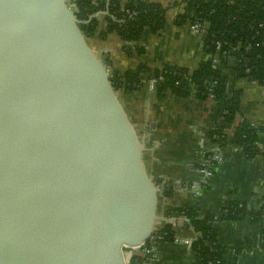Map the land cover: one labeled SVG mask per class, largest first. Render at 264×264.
<instances>
[{
  "label": "water",
  "instance_id": "water-1",
  "mask_svg": "<svg viewBox=\"0 0 264 264\" xmlns=\"http://www.w3.org/2000/svg\"><path fill=\"white\" fill-rule=\"evenodd\" d=\"M78 23L65 0H0V264H126L157 230V184Z\"/></svg>",
  "mask_w": 264,
  "mask_h": 264
},
{
  "label": "crops",
  "instance_id": "crops-1",
  "mask_svg": "<svg viewBox=\"0 0 264 264\" xmlns=\"http://www.w3.org/2000/svg\"><path fill=\"white\" fill-rule=\"evenodd\" d=\"M67 3L73 0H65ZM93 2L103 0H92ZM122 4L128 0H117ZM170 7L180 0H141ZM177 8L167 12L165 28L158 34L145 32L139 46L142 56L128 55L118 34L108 35L98 44L86 38L87 47L95 57L121 76L140 65L152 72L175 66L194 71L213 58L205 49V37L190 25L176 24ZM99 32L106 30L105 16L99 17ZM102 25V26H101ZM108 58L110 65L104 60ZM229 88L241 92L239 114L235 122L226 125L216 102L201 100L193 91L180 98L168 92L159 98L147 80L133 92H116V97L129 120L142 149V162L155 184L168 182L172 195L158 191L156 229L172 227L175 239L159 242L156 258L151 264H196L192 244L198 239L190 221L173 214L176 209L195 208L201 216L210 213L215 218L218 243L229 251L225 264H264V222L250 219L225 221L223 215L230 202L245 204L249 211L262 210L264 200V157L249 159L235 144L237 129L244 124L260 129L264 148V87L226 71ZM224 129L226 142L219 146L210 133ZM219 153L222 162L210 175L202 174L203 160ZM239 245L237 252L235 246Z\"/></svg>",
  "mask_w": 264,
  "mask_h": 264
},
{
  "label": "trees",
  "instance_id": "trees-1",
  "mask_svg": "<svg viewBox=\"0 0 264 264\" xmlns=\"http://www.w3.org/2000/svg\"><path fill=\"white\" fill-rule=\"evenodd\" d=\"M75 4L76 24L87 38H93L99 32L100 16H105L106 30L101 32V39H107L115 32L126 43L128 55L142 56L145 49L139 46L143 34L161 32L167 21V12L181 4H186L185 12L177 16L179 26L206 23L208 28L205 37V49L212 57L218 56L220 65L214 66L213 61L201 63L197 69L167 66L163 70L152 72L145 65L120 75L111 69L110 86L115 92H133L142 88L150 76H163L156 86V95L164 98L168 92L180 98L191 96L207 100L211 96L216 102L226 125L235 122L241 103V92L229 88V76L226 71L239 78H245L264 87V0H180L170 7L159 3H145L141 0H128L122 4L117 0H73ZM220 46V51L217 47ZM235 59L234 68L229 67V60ZM110 65L108 58L104 60ZM260 129L244 124L237 129L235 144L241 147L249 159L259 155L264 157V148L260 137ZM211 139L219 146H224L226 135L224 129L210 133ZM263 150V151H262ZM164 184L165 196L172 195L168 182ZM173 214L185 216L199 234L192 244L197 257V264H225L224 255L229 251L218 243L215 218L210 213L201 216L195 208L176 209ZM250 219L253 223L264 222V200L262 210L249 211L240 202H230L225 209L223 220L242 221ZM159 242H172L175 234L170 225L158 232ZM151 245L150 243H148ZM237 252L240 246H235Z\"/></svg>",
  "mask_w": 264,
  "mask_h": 264
},
{
  "label": "built area",
  "instance_id": "built-area-1",
  "mask_svg": "<svg viewBox=\"0 0 264 264\" xmlns=\"http://www.w3.org/2000/svg\"><path fill=\"white\" fill-rule=\"evenodd\" d=\"M69 3L71 4V7L76 12L75 4L72 1ZM175 8H177L176 10L178 11V15L183 14L185 12L186 4H181L180 6L175 7ZM189 25L191 26L193 31H195L196 33L202 34L204 37H206V32L208 28L206 23L189 24ZM217 49L218 51H220V46H218ZM212 61L214 63V66L220 65V59L218 56H216V58H213ZM107 69L110 71L109 66L107 67ZM109 77H111V73ZM163 79L164 78L162 75L158 77L157 76L155 77L153 75L150 76V78L147 80V84L150 87V90L152 92H155L158 82L163 81ZM210 99L213 100V97L211 96ZM259 148H262V146L259 145ZM221 162H222V156L219 153L206 156L205 159L203 160L202 174L204 176L210 175L213 171H215L217 166L221 164ZM157 187H158V191L164 190V184L162 185L157 184ZM174 215H177V214H174ZM177 216H181V215H177ZM159 231L160 230H156L153 236L151 237V239L148 241V243H150L151 245L147 243L143 247H139V248H125L123 250V257L125 259V263L126 264H151L152 261L156 258V249L159 243V236H158Z\"/></svg>",
  "mask_w": 264,
  "mask_h": 264
},
{
  "label": "rangeland",
  "instance_id": "rangeland-1",
  "mask_svg": "<svg viewBox=\"0 0 264 264\" xmlns=\"http://www.w3.org/2000/svg\"><path fill=\"white\" fill-rule=\"evenodd\" d=\"M68 5H69V7H71V4L68 2L67 3ZM102 26V25H101ZM101 28V27H100ZM101 32H103L102 31V29L100 30V32H98L96 35H95V37H93L92 38V42L93 43H96V44H98L100 41H103V39H101V37H100V34H101ZM113 33H115V32H113ZM113 33H110V34H113ZM109 34V35H110ZM159 244V243H158ZM195 253V252H194ZM195 259H196V264H197V257H196V254H195Z\"/></svg>",
  "mask_w": 264,
  "mask_h": 264
}]
</instances>
